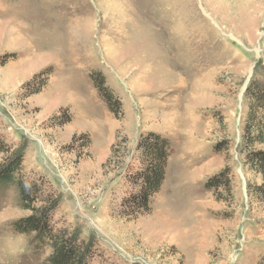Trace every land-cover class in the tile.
<instances>
[{"label":"rangeland","instance_id":"rangeland-1","mask_svg":"<svg viewBox=\"0 0 264 264\" xmlns=\"http://www.w3.org/2000/svg\"><path fill=\"white\" fill-rule=\"evenodd\" d=\"M112 5L0 0V63L7 61L0 65L3 140L21 150L26 176L44 178L58 193L55 227L94 241L92 264H256L264 252V204L252 195L261 180L245 166L241 136L245 89L264 82V0ZM170 6L185 20L180 39ZM199 15L205 20H196L203 23L198 27ZM190 35L198 45L184 46ZM43 70L49 71L46 85L28 96L36 83L23 86ZM94 71L119 99L118 119L94 88ZM64 110L71 121L49 126ZM147 132L170 143L165 180L149 214L123 219L116 213L127 189L123 172L136 164L137 138ZM81 134L89 146L65 148ZM218 143L223 151L214 153ZM225 168L232 200L224 190L217 196L229 203L204 189ZM27 215L16 190L0 186V264H46L48 249L35 251L33 235L12 231Z\"/></svg>","mask_w":264,"mask_h":264},{"label":"trees","instance_id":"trees-1","mask_svg":"<svg viewBox=\"0 0 264 264\" xmlns=\"http://www.w3.org/2000/svg\"><path fill=\"white\" fill-rule=\"evenodd\" d=\"M3 60L0 65L6 64ZM48 70H43L25 83L24 89H29L36 83L28 96L41 92L48 79ZM92 81L100 99L107 110L116 118L122 116L121 103L106 85L100 72H91ZM244 98L248 106L241 147L244 163L248 170L260 177V184L252 187L253 197L264 204V82L251 81L245 89ZM71 117L66 110L49 119V126L62 127L69 123ZM88 136L81 134L73 136L65 146L70 148L89 146ZM214 153L223 151L221 143L212 147ZM133 159L135 165H128L123 172V182L127 189L122 193L117 215L120 218L136 220L138 217L151 212V200L156 196L165 180L166 168L171 155L169 141L159 134L147 132L140 134L135 144ZM0 186H11L16 190L18 206L29 215L19 218L12 223V231L18 235H33V248L41 251L49 250L46 264H92L94 241L80 238L76 229L55 227L53 214L58 206L59 196L54 189L40 176H26L23 168V155L17 147L7 144L0 132ZM110 161V160H109ZM108 161V163H109ZM207 192H213L216 202L229 203L232 200L229 169L225 168L208 178L204 184ZM224 190L229 199L222 200L217 196L218 191ZM256 264H264V252Z\"/></svg>","mask_w":264,"mask_h":264},{"label":"bare ground","instance_id":"bare-ground-1","mask_svg":"<svg viewBox=\"0 0 264 264\" xmlns=\"http://www.w3.org/2000/svg\"><path fill=\"white\" fill-rule=\"evenodd\" d=\"M115 0H109V3H110V5H112V3L114 2ZM180 1V0H179ZM185 1V0H184ZM192 1V0H191ZM191 1H189L188 0V4H189V2H191ZM220 1V0H219ZM127 2V1H126ZM178 3H180V2H178ZM182 3V2H181ZM193 3V2H192ZM191 3V4H192ZM190 4V5H191ZM194 4V3H193ZM118 6H119V4H118ZM192 6H194L195 7V5H192ZM178 7V6H177ZM110 8H112V10L113 11H117L119 8L117 7V6H114V5H112ZM217 8V7H216ZM215 7H214V9H216ZM162 9V8H161ZM164 9V8H163ZM176 8L175 7H172V6H170V8H168L167 7V11L169 12V13H171L172 14V16H173V18L172 17H170V20H171V18H172V20H173V22H174V25H175V36L177 35V37L178 36H184L183 34H182V32L185 30V28H186V24H185V20H184V18L181 16V14H179V15H177V13H176V10H175ZM178 9V8H177ZM188 9H190L189 7H188ZM194 8L192 7V10H193ZM120 10H121V8H120ZM217 10V9H216ZM218 10H219V7H218ZM163 11V10H162ZM190 11V10H189ZM165 12V11H164ZM181 12V11H180ZM179 12V13H180ZM194 12V13H193ZM192 13H193V15L196 17V15H197V12L195 13V11H193ZM209 12V11H208ZM216 12V11H215ZM219 12V11H218ZM190 13V12H189ZM208 15L210 14V13H207ZM170 15V14H169ZM184 15V14H183ZM187 15H189L188 14V12H187ZM165 16V15H164ZM198 16V15H197ZM200 16V15H199ZM169 17V16H168ZM186 17V16H185ZM194 17V19H195V22H196V20L198 21L199 19H200V21L201 22H203L204 23V20L205 19H202V17L200 16V18H198V19H196ZM129 18V17H128ZM189 18H192V17H190V15H189ZM202 19V20H201ZM129 20V19H128ZM130 21V20H129ZM164 21L166 22L167 20H166V18L164 19ZM215 21V20H214ZM127 22V21H126ZM126 22H125V24H126ZM164 22V23H165ZM171 22V21H170ZM170 22H167L168 23V25H169V23ZM207 22V21H206ZM205 22V24H207ZM222 22H223V20H222ZM226 22V21H225ZM172 23V22H171ZM196 23H198V22H196ZM203 23L201 24V23H198L197 25H198V27L199 26H203ZM166 24V23H165ZM120 25H121V23H120ZM219 25V24H218ZM206 27H207V25H205ZM206 27H204L203 29H206ZM168 29V28H167ZM170 29V28H169ZM168 29V30H169ZM172 29V28H171ZM200 29H201V27H200ZM208 30H209V27L207 28ZM222 29V28H221ZM173 30V29H172ZM202 30V29H201ZM171 31V30H170ZM211 31V30H210ZM224 31V30H223ZM224 32H227V31H224ZM169 33V32H168ZM186 33V32H185ZM202 33V32H201ZM216 34V33H215ZM172 35V34H171ZM173 36L174 35H172V38H173ZM214 36V35H213ZM221 36V35H220ZM169 37V36H168ZM216 37V36H215ZM214 37V39H216ZM222 37V36H221ZM170 38V37H169ZM179 38V37H178ZM177 38V39H178ZM181 38V37H180ZM179 38V39H180ZM194 38H195V36H191L190 35V38H188V39H184V38H182V40H186V42H188V43H184L185 45L184 46H188V45H190V46H192V45H198V42H196L195 41V43L193 42V40H194ZM224 41H226V40H224ZM183 42V41H182ZM222 42V41H221ZM182 45H183V43H181ZM222 44V43H221ZM220 44V45H221ZM228 44V43H227ZM181 47V46H180ZM186 48H190V47H186ZM194 49H196V48H194ZM218 49V48H217ZM219 49H220V46H219ZM191 50V49H190ZM186 51H187V49H186ZM192 51V50H191ZM191 54V53H190ZM192 55H194V53H192ZM192 57V56H191ZM194 58V57H193ZM193 58H191V59H193ZM235 60V59H234ZM194 63V62H193ZM192 63V64H193ZM193 66V65H192ZM195 67V65L193 66V68ZM204 85V84H203ZM206 85V84H205Z\"/></svg>","mask_w":264,"mask_h":264}]
</instances>
